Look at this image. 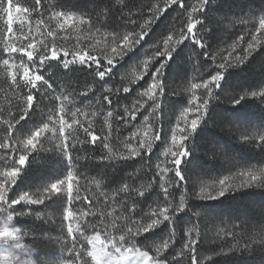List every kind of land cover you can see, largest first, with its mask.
Here are the masks:
<instances>
[{
  "label": "trees",
  "instance_id": "trees-1",
  "mask_svg": "<svg viewBox=\"0 0 264 264\" xmlns=\"http://www.w3.org/2000/svg\"><path fill=\"white\" fill-rule=\"evenodd\" d=\"M12 2L28 7V13L43 26L47 25L48 11L54 10L79 15L107 31L136 33L140 41L135 44L136 53L127 54L121 60L111 59L112 65L108 64L109 59L103 60L85 52L70 54L51 45L43 55V71L39 72L47 84L36 83L37 86L33 88L31 84L17 83V88H14L9 82L0 80V145H4L0 147V157L2 154L6 156L3 162L5 168L16 167L15 161L21 154H31V150L24 153L21 146L17 145L16 136L43 124L44 114L47 111L56 112L66 99L77 102L78 109L97 113L100 120L109 115L114 119V129L111 131L110 126H107L109 124L96 122L90 116L91 122L83 124L88 130L85 137L81 133L76 137L75 132L68 130L65 138L75 174L73 194L78 192L80 199L69 204L65 198L64 208L68 207L71 216L75 217L70 222L76 234L73 236L74 244L80 249L76 250L81 257L80 264H93L87 256L89 245L85 237L99 232L102 239L107 235L108 239L119 241V237L127 233L129 228L136 231L138 226L156 218L153 212L158 213L166 207L169 208L170 221H163V217H159L162 221L159 226L145 233L141 227L139 236H126V240L131 242L124 246L135 245L149 251L154 261L165 264H192L193 256L198 264H264V242H254L260 239L258 234H264V187L231 190L217 199H202L190 189L186 169L194 160L193 145H200L205 152V155L197 158L196 168L201 171L218 168V160L213 157V153L209 154L212 150H218L237 162L264 166V145L240 141L238 133L228 129L229 119L222 115L227 113L231 120L243 113L255 126L264 130V95H251L264 91V32L256 31L259 20L264 18V0H208L203 12L192 14L193 23L201 22L196 24L194 32L197 38L203 37L205 46L200 48L189 37L179 45L170 59L167 56L161 58L167 61V66L177 63L182 53L179 48L187 47L194 58L193 74L200 82L211 78L218 70L224 71L201 124L187 142L188 155L181 165L185 179L179 181L175 172L169 176L167 196L151 164L153 152L142 151L140 156L121 159L120 156L126 154L119 151V135L116 133L130 134L133 125L140 120L141 115L134 113L131 105L136 89L150 73L130 86L119 82L117 73L125 66L127 58L143 52L147 45L158 46L170 35L179 37L182 31L186 33L191 7L194 4L198 7L200 0H179L178 3L167 4L165 0H40L39 5L36 0ZM6 5L7 0H0L2 39L6 31L3 18ZM254 36L257 38L255 41ZM249 43L254 45V49L245 58L244 50ZM53 52L56 53L55 58ZM80 56L85 57L84 63L80 62ZM225 57L229 58L232 66L220 70L218 65L225 62ZM65 61L74 62L64 64ZM105 70L109 71L103 78L97 76L96 71ZM48 84L52 87L49 88ZM106 87L111 90H106ZM61 92L68 98L59 101L57 95ZM29 95L34 98L31 107L27 101ZM105 96L111 97V103L104 100ZM169 98L173 102L180 99ZM93 135L97 137L95 142L92 141ZM42 147L38 144L35 152L21 167L19 176L9 189L10 199L66 177V162L56 154L51 156ZM55 166L58 167L56 170ZM125 183L132 184L138 190L147 188V191L142 196L134 193L129 198L119 192ZM95 193L100 194V197H95ZM182 201L184 209L177 212ZM24 206L13 207L12 210L17 211L14 223L29 235L24 238L25 246L44 258L50 253L47 234L53 228L43 216L19 215L25 212ZM28 208L37 212L41 207L34 204ZM201 212L221 219L231 218L227 228H221L224 231L222 238H203L201 227L204 221L195 215ZM77 223L83 235L75 231ZM92 226H95V230ZM189 226L196 231L193 237V240L197 239L196 245L189 244V248H195L194 252L185 248L189 243ZM70 257L76 261L78 255L73 253Z\"/></svg>",
  "mask_w": 264,
  "mask_h": 264
},
{
  "label": "rangeland",
  "instance_id": "rangeland-1",
  "mask_svg": "<svg viewBox=\"0 0 264 264\" xmlns=\"http://www.w3.org/2000/svg\"><path fill=\"white\" fill-rule=\"evenodd\" d=\"M193 7H196V4H194L191 8ZM56 13L62 12H57L54 10L48 11L46 15V26L38 24L37 21L33 19V16L29 13L20 14L19 16L14 13L12 32L9 33L7 14L3 12L6 31L4 38L2 39L0 37V50L2 51V57L0 59V80L9 82V84L14 88H17V83L28 85L26 78H24L25 68L29 70L30 76L41 75L39 72L43 71V55L45 54L47 48L49 49L51 45H55L70 54L85 52L102 58L103 60H121L124 58V56H126L124 55L121 57L115 53L113 49H124L126 42L124 41L123 37L131 33L107 31L102 27L95 26L93 23L79 15L62 13L60 17H57ZM69 16H71L72 19L69 20L65 25L64 20ZM61 25H64V27H61ZM49 32H51L52 35H49ZM117 36L119 38L114 40V37ZM173 37L174 40L172 43L174 44L175 39H179V37ZM29 44H33L34 48L30 49L28 47ZM8 45L18 49L23 48L24 51H18L15 53L6 51L5 49ZM147 46L148 47H146L143 52L127 58L125 66L122 67L117 73L119 82L128 86L139 80H142L148 73H150V75L147 76L143 84L138 89H136L134 101L131 105L132 111L141 115L140 120L133 125L131 128L132 132L130 134L122 135L118 132L116 133L119 135V137H117L118 147L122 154L129 155L132 150L150 152L147 147L141 148L140 144L141 142H150L152 144L151 151L153 153L151 157V164L159 180L160 187L163 190V188L169 187V176L175 172L174 164L171 162V150H175V146L172 143V136L174 133L179 135V127H183L184 110L188 108H194L196 104L201 102V95L203 94V97L206 98L207 93L203 88L192 89L193 83L202 84L203 81L200 82L199 78L193 74L195 63L190 49L187 47H180L179 49L182 53L179 55L178 62L174 64H168V66L166 63V66L163 69L164 76L161 82L164 85V94L157 96L155 104L147 97L143 96L142 94L152 87L154 83L152 73L155 72L157 67H159V63L165 62V60L161 59V57L157 54V49L160 48V51L164 50V42L158 46L152 44ZM176 47L177 48L174 52L177 51L179 45H176ZM28 51L33 52L32 60H29L28 56L26 55V52ZM133 53H136L135 45L133 46L132 51L128 54L132 55ZM5 60L8 61V64L4 63ZM145 62H148L149 67H145ZM97 73L98 71H96V74ZM207 80H210V78ZM36 83L43 84L44 81L41 80L37 81ZM105 89L108 91L111 90L110 87H106ZM214 90L215 86L213 85V92ZM64 94V92L58 93L57 96L59 101L64 100V98L67 97L64 96ZM169 97L180 99L176 102H173ZM213 97L214 95L209 99V103ZM77 104L78 103L75 101L66 99L65 103H61L56 112L47 111L46 114H44L45 116L41 122L43 124L18 134L15 139L17 145L19 144L23 150V141L28 139L32 132L36 131L38 128H42L43 125L47 123L49 128L42 133L37 145L39 144L43 146L42 148H44L48 154H51V156L56 154L60 159H62L63 162H66L68 172L71 171L73 175V192L75 183L73 165L72 162L62 154L68 130L72 131L73 133L75 132L76 137H78L80 133L82 134V137H85L86 128L83 124L91 122L89 119L90 116H92L91 119L96 122L102 121L106 124H109L107 126L108 128L110 126L111 131L114 129L112 126L114 121L112 116L109 115L108 118H102V120H100L97 113H88L84 108L78 109ZM222 115L223 117L229 119L227 127L228 129L234 130L238 133L240 141L255 142L257 144L264 145V141H259V136L264 135V130L258 126H255L254 122L250 118H247L245 114L240 113L237 117L231 120L227 113H223ZM188 118H194L192 112L188 113ZM61 119L65 121V136L63 137L60 136L58 131ZM73 120L76 121L75 124L72 123ZM69 125H71V127H69ZM196 131L197 129L192 133L191 137ZM157 133L160 135L159 139L155 138ZM246 136L250 137L251 139H245ZM188 141L185 142L186 150ZM193 149L194 160H192V163H189L186 169L188 171V182L190 184V189L193 190V193L196 197L201 198L202 189H204L205 196L209 191L215 195V191H213V189L219 188V181L222 179H227L228 184L234 185L232 191L249 187H264L255 184L249 187H239L240 181L244 179V177H241L239 173L247 170L259 172L260 169H264V166L257 167L252 164L237 162V160L234 158L230 156L228 157L224 153H220L218 150H212L209 152V154L213 153V157L218 160V168L215 167L214 170L201 171L196 168L198 165L197 158L205 155V152L202 151L200 145H193ZM165 153H167V156ZM0 158H2L0 159V172H3L6 169V165L3 163L6 156L2 154ZM57 168L58 167L55 166L54 170ZM67 175L63 178L66 181L64 186L65 193L61 196L53 197L51 200H46L43 204L39 205L41 208L37 210V212L41 213V216L45 217L46 220L51 224L50 227L54 229L50 231V234H47V239L49 240L51 248L50 253L48 255H44V258H40V256L35 251L25 246L24 238L25 236L28 237L29 235L14 223L15 215H13L10 221L6 220L7 215L12 214L13 212L16 213L17 211L12 209H9L7 212L0 211V228H3L7 222V226L20 230L21 235L19 238V243L26 249V256H20L19 264H28L29 261H33V264H80L81 257L78 253H76V250L80 249L73 243V236L76 234L69 235L68 233L69 223L72 221L73 216H71V211L68 207L64 208V199H68ZM3 181L4 178L0 176V182ZM48 185H50V182H47V185H40L37 187V189H35V191L30 192L29 194L39 195L42 192V189ZM94 190L98 191V189ZM19 196L15 197L14 199H18ZM94 196L100 197V194L95 193ZM17 205H25V213L31 212V215L27 216L37 217L35 215L37 212L28 208V206H32L34 204H25L24 202H21ZM17 205H13V207ZM66 216L68 219H65ZM198 217L200 220L204 221V224L201 227V234L203 238L209 237L211 239L213 238V240L222 238L224 231H222L221 228L226 229L231 221L230 217H228L230 219H221L220 217L214 216L210 213L202 214V212ZM189 227L190 229H187V234L189 236V240H193V237L196 236V234H194L196 231L193 227ZM9 244L11 245L0 243V252L12 251L14 245L12 242ZM69 249H72V251H69ZM90 250L91 248L89 245V251ZM73 253L78 255L76 261L71 259V257L69 258V256H71ZM89 258L92 261L91 257ZM92 263L94 264L93 261ZM0 264H18V262L16 259L3 258L0 259Z\"/></svg>",
  "mask_w": 264,
  "mask_h": 264
},
{
  "label": "snow or ice",
  "instance_id": "snow-or-ice-1",
  "mask_svg": "<svg viewBox=\"0 0 264 264\" xmlns=\"http://www.w3.org/2000/svg\"><path fill=\"white\" fill-rule=\"evenodd\" d=\"M179 0H165V3H178ZM37 5H39L40 0H36ZM208 3V0H200L198 7H193L191 12L189 13V22L187 24V31L181 32L179 39H175V43L173 44L174 37L172 35L168 36L167 39L164 40V50L160 51L157 49V54L164 58L165 56L168 57V59L171 58L173 52L176 50V45H180L183 41L188 40L189 37H191L193 44L199 45L200 48H203L204 42L203 37L197 38L195 35V28L197 23H201L200 21H197L195 23L192 22V13H196L197 11L203 12L205 5ZM3 11L7 14V25H8V31L9 33L12 32V25L14 20V13L19 16L20 14H26L30 11L28 7H23L19 4L14 5L12 0H7V6L3 8ZM156 11H160L157 9ZM62 13H56L57 17H60ZM72 17L69 16L64 20V24L66 25L69 20H71ZM155 19V18H153ZM152 21H149L151 23ZM61 27H64V25H61ZM143 27V26H142ZM257 32H264V18H261L259 20V28L256 29ZM143 33L139 34L142 35ZM49 35H52L51 32H49ZM138 34L131 33L129 35H125L123 37L125 43L124 49H113L115 53L123 57L124 55H127L129 52L132 51V48L135 44H138L140 41L136 38ZM119 37H114L115 39H118ZM257 38L254 36L253 40L255 41ZM28 47L34 48L33 44H29ZM254 49V45L252 43H249L248 48L245 49V58L247 56H250L251 50ZM6 51H11L13 53L15 52H23V48H15L11 45L6 46ZM26 55L28 56L29 60L33 59V52L28 51L26 52ZM65 55H68L65 53ZM56 57V53L53 52V58ZM91 59V57H89ZM225 62L220 63L218 65V68L220 70H225L229 67H231V63L229 62V58L225 57ZM239 59V58H238ZM79 60L81 63H84L85 57L80 56ZM74 61H65L64 64H70ZM242 62V61H241ZM5 64H8V61H4ZM113 61L111 59L108 60V64L112 65ZM159 63V61H158ZM167 61L164 63H159V67L156 68L155 72L152 73L154 83L152 87H150L147 91H145L142 95L147 97L149 100H151L154 104L156 103V99L158 95L164 94V85L161 82L162 78L164 76L163 69L166 66ZM145 67H149L148 62H145ZM107 71H98V76L100 78H103ZM224 71H216L215 75H211L210 80H205L203 83H193L192 89H201L203 88L204 91L207 93V97H203V94L201 95V102L196 104L194 108H188L184 110L183 113V127H179V135L173 134L172 136V143L175 146V150H171V156H172V163L175 165V177L178 178L179 181H184L185 177L181 170V165L184 160V158L188 155V150L185 149V142L189 140L192 133L197 129V127L200 125L202 119L204 118V114L207 111L209 99L213 96V85L218 88L219 83L223 77ZM14 78V77H13ZM24 78H26L27 83L31 84L33 88H35L36 82L43 80V77L41 75H35L30 76L29 70L25 68L24 70ZM44 83H48L46 80ZM48 87L51 88L52 85L48 84ZM125 92H128V89L124 90ZM253 96L257 95H264V91H261L260 93L253 92L251 93ZM33 96L29 95L27 97V101L29 106L31 107L33 103ZM104 100L111 103V97L105 96ZM192 112L193 117L189 119L188 113ZM21 119H24V117H21ZM73 124L76 123L75 120L72 122ZM71 127V125H69ZM49 128V125L45 123L42 128H38L36 131L32 132L28 139L23 141V150L24 152H28L31 150V154L35 152L37 148V143L39 138L41 137L42 133ZM60 136H65V121L63 119L60 120V127L58 129ZM87 132L88 130L85 129ZM156 139L160 138L159 133L155 136ZM250 137H245V139H249ZM251 139V138H250ZM97 140L96 136H92V141L95 142ZM259 141H264V135L259 136ZM0 147H4V145H0ZM59 147V146H58ZM107 147V145H105ZM141 148L147 147L149 151L152 149V144L150 142H141L140 144ZM69 148L67 145V141L65 140V144L63 146L62 154L66 156L67 159L71 161V156L69 155ZM30 154V155H31ZM30 155L21 154L19 156V159L15 161L16 167H7L3 172H0V176L4 178L3 182H0V211L7 212L9 209H14L13 205H17L21 202H24L25 204H35L40 205L43 204L46 200H51L53 197L61 196L65 193V179H58L55 182H52L50 185L46 186L42 189V192L39 195H30L29 193H23L19 196L18 199H10L8 196V192L10 187L15 183L16 178L19 176L21 167L25 164L27 158ZM141 152L138 150H132L129 155H121V159L125 158H132L135 156H140ZM167 156V153H165ZM2 159V158H0ZM104 159H110V157H105ZM71 166V164H70ZM241 177H244L240 181L239 187H249L253 184L258 186H264V169H260L259 172L247 170L242 171L239 173ZM73 175L72 172L69 171L67 175V197L69 204L72 203L73 200H79L80 197L78 195V192L76 195L73 194ZM234 185L228 184L227 179H222L219 181V188H214L213 191H215V195L212 194L211 191L207 192L205 196L204 189L201 190V198L206 199H216L220 196H223L226 192L232 190ZM147 191V188L144 190H138L135 189L134 186L130 183H125L120 189L119 192H122L126 194L129 198L133 196V194H138L139 196H142ZM165 196L168 195V188H163ZM184 203L183 201L180 203L179 207L176 209L177 212H180L184 209ZM169 208H162L158 213L153 212V216H156L155 219H150V223H147L145 225L138 226L136 231H133L132 228H129L127 233L124 235H121L119 237V241H115L114 239H108L107 235L102 239L101 234L97 232L95 235L87 236L85 239L87 240L88 245H90L91 250L88 251L87 255L91 257L94 264H159V262L154 261L153 257L150 256L149 251L141 250L139 247H136L135 245L131 247H125V243H130V240H126L127 237L134 238L136 236H139L141 234V227L143 232H147L150 230H153L157 226H159L162 221L159 217H163V221H170V216L168 215ZM13 215H17V213L13 212L12 214L7 215L6 220L10 221L13 217ZM19 215H31V212H21ZM37 218H40L41 213L37 212L35 214ZM195 215L199 216L200 213H196ZM75 219V217H73ZM65 219H68L66 216ZM95 230V226H92ZM75 231H80L81 235H83V232L80 228L79 223H77ZM68 233L69 235H74V229L72 227L71 222L69 223L68 227ZM231 235L232 233H228ZM20 230L12 228L7 226V222L5 223V226L3 228H0V243L3 244H9L12 242L13 250L12 251H5L0 252V259L3 258H11L16 259L19 264V259L21 255L26 256V249L23 245L19 243L20 238ZM260 239L259 241H254L258 243L264 242V234H258ZM75 243V240L73 241ZM196 240H189V243L185 245V248L189 251H195V248H189L190 245H196ZM249 246V245H245ZM164 247H167V244L164 245ZM111 249V250H109ZM69 251H72V249H69ZM28 264H33V261H29ZM192 264H198L197 259L195 256L192 257Z\"/></svg>",
  "mask_w": 264,
  "mask_h": 264
}]
</instances>
